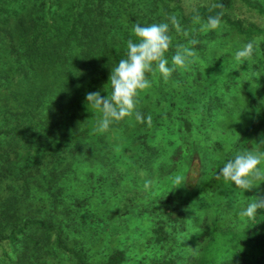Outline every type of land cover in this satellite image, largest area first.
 <instances>
[{
	"label": "trees",
	"instance_id": "obj_1",
	"mask_svg": "<svg viewBox=\"0 0 264 264\" xmlns=\"http://www.w3.org/2000/svg\"><path fill=\"white\" fill-rule=\"evenodd\" d=\"M237 7L264 18V0H0V264H264V209L240 215L264 183L217 178L253 143L264 151V25ZM173 14L189 36L172 29L169 65L191 38L197 62L149 76L137 109L151 126L97 131L85 94L111 92L136 22ZM217 15L215 30L193 20Z\"/></svg>",
	"mask_w": 264,
	"mask_h": 264
},
{
	"label": "clouds",
	"instance_id": "obj_2",
	"mask_svg": "<svg viewBox=\"0 0 264 264\" xmlns=\"http://www.w3.org/2000/svg\"><path fill=\"white\" fill-rule=\"evenodd\" d=\"M194 23L200 24V30H215L221 27V15L209 16L206 22H201L199 16L193 18ZM169 22L152 23L141 25L136 22L133 26V33L137 38L127 41L126 57L119 60L117 66L112 68L109 77L111 92L103 97L100 91L87 92L85 102L87 106L99 110L102 114L97 122V131L104 133L110 126L123 120L126 117H133L141 124L151 126L152 116L146 118L137 109L141 93L152 88V80L159 72L167 83L177 68H187L198 60L197 52L190 46L200 42L191 38L187 44L177 43L175 53L171 56V65L166 53L173 46L172 29L177 33L189 36L186 30L180 26L175 14L168 17ZM190 45V46H189ZM258 44L255 40L249 41L235 51L237 61L250 58L257 50ZM259 144H264L261 140ZM223 177L231 181L238 188L251 190L264 183V151H259L256 143L246 151L235 154L232 158L222 162L217 178ZM176 189L186 185L185 178L181 175L174 177ZM153 185L152 180H147L144 188L147 190ZM264 209V196H255L250 199L247 208L240 212L242 217L255 218L258 210Z\"/></svg>",
	"mask_w": 264,
	"mask_h": 264
},
{
	"label": "rangeland",
	"instance_id": "obj_3",
	"mask_svg": "<svg viewBox=\"0 0 264 264\" xmlns=\"http://www.w3.org/2000/svg\"><path fill=\"white\" fill-rule=\"evenodd\" d=\"M210 0H182V3L184 5V7L189 10V9H192L193 7H195L197 4H200V3H208ZM235 11H237L238 14H241L243 16H250L256 20H258L260 23H262L264 25V18L260 17V16H257L255 15L253 12H249V11H246V9L243 8H236ZM192 176V175H191ZM194 176V175H193ZM137 217H133L130 219V221L128 222V229L131 230V226H135V224L137 223ZM114 239V238H113Z\"/></svg>",
	"mask_w": 264,
	"mask_h": 264
}]
</instances>
